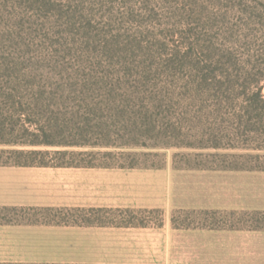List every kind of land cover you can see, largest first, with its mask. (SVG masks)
Instances as JSON below:
<instances>
[{"label": "rangeland", "instance_id": "1", "mask_svg": "<svg viewBox=\"0 0 264 264\" xmlns=\"http://www.w3.org/2000/svg\"><path fill=\"white\" fill-rule=\"evenodd\" d=\"M7 70L35 95L31 148L112 152L87 160L162 170L135 194L219 209L182 224L264 226V0H0Z\"/></svg>", "mask_w": 264, "mask_h": 264}, {"label": "crops", "instance_id": "2", "mask_svg": "<svg viewBox=\"0 0 264 264\" xmlns=\"http://www.w3.org/2000/svg\"><path fill=\"white\" fill-rule=\"evenodd\" d=\"M156 171L0 165V264H264V226L182 224L219 209L131 190Z\"/></svg>", "mask_w": 264, "mask_h": 264}, {"label": "trees", "instance_id": "3", "mask_svg": "<svg viewBox=\"0 0 264 264\" xmlns=\"http://www.w3.org/2000/svg\"><path fill=\"white\" fill-rule=\"evenodd\" d=\"M13 73L7 70L4 74L3 82L0 83V103L6 107L20 106L15 113L9 110H2L0 118V143L22 146L15 149H0V154L9 156L7 161H0V165L16 166H78V167H121V168H143L137 164H112V163H95L87 158H93L95 155L110 156L112 152H95L90 150H47L31 148L39 143L31 140L28 136L35 134L33 122L27 117L28 110L26 105H31L35 95L29 90L30 87L23 85V79L17 77L13 81ZM22 80V81H21ZM254 105L264 114V93L263 87L257 89ZM13 113V114H12ZM21 122L19 126L10 123L11 116ZM20 133L16 138H8L9 135ZM84 147L85 145H78ZM78 157L81 159L78 160ZM70 158V160H66ZM50 159V161H47Z\"/></svg>", "mask_w": 264, "mask_h": 264}]
</instances>
